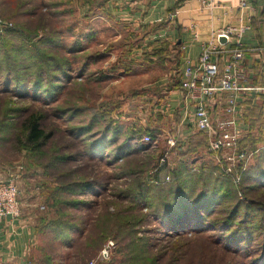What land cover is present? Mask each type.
<instances>
[{"label": "rangeland", "instance_id": "374dc122", "mask_svg": "<svg viewBox=\"0 0 264 264\" xmlns=\"http://www.w3.org/2000/svg\"><path fill=\"white\" fill-rule=\"evenodd\" d=\"M106 1L0 0V179L15 181L20 216L29 217L36 229L23 264L114 262L118 258L114 251L110 260L99 254L112 238L116 220L138 216L119 196L138 180L133 171L146 165L143 181L152 184L154 178L165 181L171 176L178 161V154L166 145L167 135L157 137L158 132L150 129L153 99L163 92L159 86L178 82L177 66L159 63L134 44L140 34L136 22L116 21L104 6ZM11 63L14 67H9ZM10 76L24 81L26 93L19 96L12 91L14 83H5ZM33 89L36 95L30 94ZM31 112L44 115L48 139L40 153L27 151L21 142L20 124ZM248 125L244 123L243 131ZM104 127H110L111 135L95 149L96 134ZM250 130L243 134V148L264 151V116L260 122H250ZM145 136L152 141L143 143ZM126 137L140 139L138 152L134 149L125 159H114L115 148ZM187 160L194 166L216 162L206 146ZM254 164L251 158L246 171ZM82 183L93 184V189L83 193L70 189ZM63 200L78 203L64 211L65 221L76 228L72 245L52 239L46 229L56 220L52 214L48 220L49 207ZM156 228L148 221L135 230L139 237L150 238L148 250L158 264H251L260 253L229 254L206 236L174 243L154 232ZM174 248L175 258L181 252L180 257L168 263Z\"/></svg>", "mask_w": 264, "mask_h": 264}, {"label": "trees", "instance_id": "16d2710c", "mask_svg": "<svg viewBox=\"0 0 264 264\" xmlns=\"http://www.w3.org/2000/svg\"><path fill=\"white\" fill-rule=\"evenodd\" d=\"M110 1L107 0L104 6H107ZM134 44H140V34ZM29 45H31V40ZM166 49L170 51L167 47L164 50L161 48L159 53L156 52V49H152L151 56L156 58L159 63H175L177 71L179 68L175 57L177 53H171L167 55L168 57H164L162 54ZM9 67H14V63L9 64ZM176 74L177 72L174 77ZM177 79H179L178 82L167 83L165 87L169 89L175 86L181 87V78L177 77ZM5 81V83H14L12 91L19 96L26 93L23 92L25 90L24 81L20 78H11L10 76ZM30 94L36 95L37 90H31ZM255 94L260 108L255 107L245 115L244 122L249 124L247 130L241 132L242 129L239 128V141L242 148L245 145L244 132L248 131V134L251 132L250 122L251 124L255 121L260 122L264 116L263 98L260 94ZM43 120L44 115L31 112L21 121V142L29 152L40 153L48 139L42 126ZM110 131V127L98 130L93 143L99 145L97 144L95 149L102 146L100 143L107 142L111 135ZM138 137H133L131 140L130 137H126L127 141H123V144L115 148L114 159H125L133 154L140 140ZM198 140V142L191 141L185 151L180 150L181 144L178 142L179 144L174 148L178 149V161L174 169L169 171L171 176H167L168 181H164V179L160 181L155 178L152 179V184L143 181L146 165H140L137 170L133 171L138 180L134 181L135 185L132 188L121 192L119 196L123 197L121 201L127 205L130 211L132 209L138 212V216L130 219L128 215L124 220L115 221L117 226L109 240L114 242L113 251L118 258L111 262L112 264H158V258H153L148 250L150 238L148 236L139 237L135 230L136 227L146 224L148 221H153L157 225L154 232L174 239V243L183 238L206 236V240L220 249L223 248L229 254L234 253L241 256L246 254L247 257H251L254 255L251 253L260 251L256 258L250 260V263L264 264V151H253L252 159H255V164L248 172L246 169L242 171L239 174V184L234 185L232 177H225L226 175L223 174L221 167L215 161V164L211 162L212 165L207 162L197 163L198 166L188 162L189 155L198 152L202 146L207 148V137L204 133ZM106 149L107 145H103V151ZM73 185L75 188L70 187V189H75L77 193L93 189V184ZM64 193L70 195L68 189H64ZM76 204L78 203L68 200H63L59 205L55 202L49 207L51 212L46 213V216L49 217L48 220L51 214L53 215L52 219H56L47 224L46 229H48L49 235L64 245H72V235L76 233L74 225L65 221L68 216L64 211L68 209L69 205ZM144 209L147 211L146 213L143 212ZM220 209L221 211H219ZM218 211V217L214 219L213 216ZM206 233L209 234L205 235ZM104 237L103 231H101L100 239L104 240ZM172 252L174 253L168 263H176L175 261L180 257L181 252L175 258V248Z\"/></svg>", "mask_w": 264, "mask_h": 264}, {"label": "crops", "instance_id": "0c3cea01", "mask_svg": "<svg viewBox=\"0 0 264 264\" xmlns=\"http://www.w3.org/2000/svg\"><path fill=\"white\" fill-rule=\"evenodd\" d=\"M240 1L111 0L106 7L115 20L136 22L142 50L150 52L156 49L159 53L161 48L164 50L167 47L170 51L166 49L162 56L177 53L175 57L179 68L176 76L180 77L185 59L196 60L202 47L210 41L212 33L227 26L242 30L240 43L245 48L264 47V1L247 0L246 8L240 7ZM192 26L197 39H194ZM242 69L246 76V86H264V61L261 54L247 53ZM165 85L159 86L163 92L153 99V127H147L158 132L157 137L175 136L181 144L180 150L185 151L191 141L198 142L203 133L188 119L184 121L185 92L180 86L169 89ZM255 107L260 108L254 92H243L238 97L233 115L225 112L224 94L215 96L208 104L213 122L234 116L241 132L245 115ZM172 151L178 154V149L169 150ZM34 238V224L29 217L4 219L0 224V264H23Z\"/></svg>", "mask_w": 264, "mask_h": 264}, {"label": "built area", "instance_id": "2783aa9c", "mask_svg": "<svg viewBox=\"0 0 264 264\" xmlns=\"http://www.w3.org/2000/svg\"><path fill=\"white\" fill-rule=\"evenodd\" d=\"M246 2L247 0H241L240 7L246 8ZM192 29L194 39H197L194 26ZM241 37L242 30L228 26L213 32L210 41L202 47L197 59L194 61L185 59L180 71V85L186 98L184 121L188 119L199 132L206 135L208 152L221 167L223 174L232 177L235 185L239 184V174L246 169L253 153L241 147L235 117L213 122L208 104L215 96L224 94L225 112L233 115L238 97L243 92H254L262 96L264 108V86H246L244 84L246 76L242 69L247 53L257 52L264 61V47L245 48L240 43ZM151 141L149 136L143 138L145 144ZM177 144L175 136H167L166 145L170 150ZM164 162L165 155L160 159L159 167ZM168 180L166 177V181ZM18 198L19 191L15 181L11 178L0 179V224L6 218L20 217ZM114 247V242L108 240L99 254L103 260H109Z\"/></svg>", "mask_w": 264, "mask_h": 264}]
</instances>
